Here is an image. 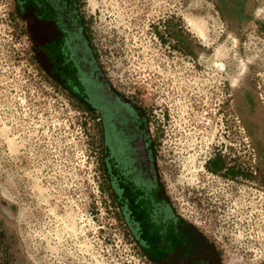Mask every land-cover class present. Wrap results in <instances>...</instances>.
I'll return each instance as SVG.
<instances>
[{"label":"rangeland","instance_id":"374dc122","mask_svg":"<svg viewBox=\"0 0 264 264\" xmlns=\"http://www.w3.org/2000/svg\"><path fill=\"white\" fill-rule=\"evenodd\" d=\"M80 1L99 65L147 114L171 202L223 264H264V0ZM0 264H159L124 223L96 116L47 74L14 0H0Z\"/></svg>","mask_w":264,"mask_h":264},{"label":"flooded vegetation","instance_id":"af4514ba","mask_svg":"<svg viewBox=\"0 0 264 264\" xmlns=\"http://www.w3.org/2000/svg\"><path fill=\"white\" fill-rule=\"evenodd\" d=\"M47 74L95 116L110 190L128 230L159 264H223L164 189L144 108L99 65L80 0H14Z\"/></svg>","mask_w":264,"mask_h":264},{"label":"bare ground","instance_id":"6f19581e","mask_svg":"<svg viewBox=\"0 0 264 264\" xmlns=\"http://www.w3.org/2000/svg\"><path fill=\"white\" fill-rule=\"evenodd\" d=\"M220 67V66H219Z\"/></svg>","mask_w":264,"mask_h":264}]
</instances>
